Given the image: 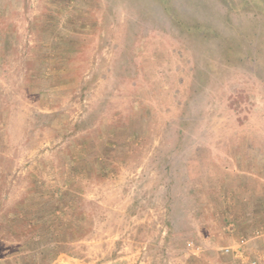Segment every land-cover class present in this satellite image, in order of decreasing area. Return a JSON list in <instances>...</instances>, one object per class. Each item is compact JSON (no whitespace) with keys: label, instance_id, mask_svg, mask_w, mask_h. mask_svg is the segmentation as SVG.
<instances>
[{"label":"rangeland","instance_id":"374dc122","mask_svg":"<svg viewBox=\"0 0 264 264\" xmlns=\"http://www.w3.org/2000/svg\"><path fill=\"white\" fill-rule=\"evenodd\" d=\"M263 220L264 0H0V264H264Z\"/></svg>","mask_w":264,"mask_h":264},{"label":"crops","instance_id":"0c3cea01","mask_svg":"<svg viewBox=\"0 0 264 264\" xmlns=\"http://www.w3.org/2000/svg\"><path fill=\"white\" fill-rule=\"evenodd\" d=\"M261 221H259V223H260ZM263 222H264V220H263ZM261 227H264V224L261 222ZM262 238H264V233L262 234ZM262 238L261 237H259V239H257V238H255V237H252V236H248V238H247V240H246V244H247V246L248 245H251V243H253L254 245H255V247L256 246H259V244H261V240H262ZM263 242V241H262ZM247 246H245V245H243L242 247H243V249H242V255H243V253L244 252H246L248 249H249V247H247ZM248 248V249H247Z\"/></svg>","mask_w":264,"mask_h":264},{"label":"built area","instance_id":"2783aa9c","mask_svg":"<svg viewBox=\"0 0 264 264\" xmlns=\"http://www.w3.org/2000/svg\"><path fill=\"white\" fill-rule=\"evenodd\" d=\"M228 250V249H227ZM254 264H256V262H254Z\"/></svg>","mask_w":264,"mask_h":264}]
</instances>
